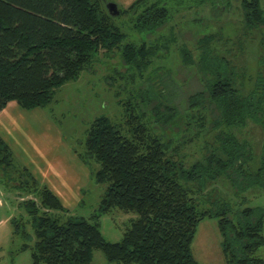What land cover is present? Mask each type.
<instances>
[{
    "label": "trees",
    "instance_id": "obj_1",
    "mask_svg": "<svg viewBox=\"0 0 264 264\" xmlns=\"http://www.w3.org/2000/svg\"><path fill=\"white\" fill-rule=\"evenodd\" d=\"M109 2L0 0V113L12 101L28 111L47 107L55 90L89 72L101 52L121 51L127 69L143 74L168 48L169 39L161 32L179 10L208 4L217 7L220 2L226 9L231 5V0H134L128 8L118 7L120 17L131 15L134 31L159 36L133 45L123 44L126 35L109 14ZM241 8L245 31L264 29L262 0H241ZM215 42L214 34L199 42L198 66L205 88L186 102L191 113H199L192 118L200 122L195 137L212 136V142H204L199 160L187 164L182 154L187 142L174 145L156 134L146 122L147 111L140 109L139 99L129 98L124 104L127 134L103 116L90 125L83 142L79 158L91 165L93 180L107 186L90 220L74 216L62 220L60 213L67 210L59 197L46 186L40 188L27 168L22 170L20 176L27 178L18 185L25 189L22 199L36 194V199L20 202L34 233L33 246L27 242L22 247V251L32 250V264H94L97 250L117 264H200L192 245L205 219L218 220L226 264H264L258 255L264 246L260 208L245 206L244 197L235 209L226 202L214 206L217 198L211 199L214 204L208 208L201 203L221 180L228 182L236 197L264 191V147L259 166L252 170L253 148L233 132L251 122L264 130V75L246 91ZM181 54L195 64L187 48ZM166 87L167 82H154L140 95L155 124L164 127L181 116L173 92L165 95ZM190 117L188 113L185 120ZM0 167L8 174L17 172L14 154L1 137ZM114 210L135 213L137 218L122 240L113 243L104 238L99 218ZM11 224L14 237L32 240L24 218H15Z\"/></svg>",
    "mask_w": 264,
    "mask_h": 264
},
{
    "label": "rangeland",
    "instance_id": "obj_2",
    "mask_svg": "<svg viewBox=\"0 0 264 264\" xmlns=\"http://www.w3.org/2000/svg\"><path fill=\"white\" fill-rule=\"evenodd\" d=\"M157 0H151L155 2ZM194 1V0H193ZM120 8H128L134 0H112ZM187 4V3H186ZM191 6L194 4L191 1ZM203 6H193L187 10H179L174 20L162 29L164 38L168 40V48L162 49L151 67L140 74L135 68L127 69L122 61L121 51L114 50L111 54L101 52L97 55L89 72L81 74L79 80L69 81L55 90L53 102L45 108H37L25 113L24 132L14 136L19 141L14 152V168L19 173H6L0 167V264H32V250L22 251L24 244H34L32 226L27 223V214L20 205L23 200L35 198L25 196V189L18 185L27 178L20 173L27 168L40 183V188L52 187L61 194L66 202H62L67 213H60L62 220L70 216L91 219L98 211L106 185L97 184L92 177V168L84 164L79 155L84 152L83 142L86 139L90 125L100 117H108L122 127L127 134L126 112L124 104L128 99H139L140 109L147 111V123L154 128L155 133L164 136L165 140L174 141V145L187 142L182 154L186 156L187 164L199 160L204 148V142H212V136L207 133L199 138L200 122L192 120L193 115L186 103L188 97L205 88L200 74V40L209 34L217 37L215 45L219 47L220 55L224 56L235 67L240 83L244 82L246 91L253 88L260 76L264 75V29L247 32L244 30L241 0H231L229 9L217 3ZM264 10V0H262ZM132 16L113 17V21L126 35L123 44L138 45L155 40L149 33H139L132 29ZM187 48L193 56L195 64L189 63L181 54V49ZM114 80L115 82L111 81ZM167 82L169 91L173 92L180 111V117L169 126H157L149 109L140 100V95L150 88V85ZM166 89V90H167ZM25 110V109H24ZM189 113L190 119L185 120ZM233 132L242 140L248 141L253 148V163L255 170L262 155L264 130L261 126L249 123L245 128H233ZM27 138H26V137ZM44 138V139H43ZM51 144L58 140V147L53 146L54 153L47 155L50 148L42 149L36 159L30 158V143ZM210 139V140H207ZM28 140V141H27ZM22 143V146H20ZM52 145V144H51ZM21 149V150H20ZM25 149V150H24ZM17 150H20L18 153ZM45 151V152H44ZM42 153V154H41ZM42 156V157H39ZM98 169L97 164L92 165ZM25 182V181H24ZM48 188V189H49ZM57 192V193H58ZM206 200H201L204 207L226 202L232 208H240L238 202L244 201L245 206L260 208L264 216V191L257 189L239 197L232 195L228 182L221 180L216 184ZM220 192V193H219ZM20 197V198H19ZM244 197V198H242ZM205 198V197H204ZM36 199V198H35ZM60 199V198H59ZM210 200V203H209ZM65 203V204H64ZM1 204V203H0ZM59 214V213H58ZM24 218L31 239L13 235L11 221ZM135 213L126 214L114 210L99 218L101 232L109 242H119L130 227V222L136 219ZM264 234V230H263ZM223 236L218 226V220L205 219L199 227L192 245L195 258L200 264H226L223 249ZM258 255L264 259V246ZM94 264H117L106 260L102 251L93 253Z\"/></svg>",
    "mask_w": 264,
    "mask_h": 264
},
{
    "label": "crops",
    "instance_id": "obj_3",
    "mask_svg": "<svg viewBox=\"0 0 264 264\" xmlns=\"http://www.w3.org/2000/svg\"><path fill=\"white\" fill-rule=\"evenodd\" d=\"M32 111V110H30ZM27 111L22 109L15 101L10 102L7 107L0 113V137L6 142V144L11 148L13 154H15L14 152H16L15 150V145H16V149L18 147V143L19 141H16L14 139V136L17 134H21L22 132H24V120L25 118V113ZM33 112V111H32ZM26 137V136H25ZM27 138V137H26ZM44 139V138H43ZM43 139L40 141H37V143H30L28 140V144L30 145V150L29 152L30 154V158L32 159H36V154L40 155L41 150L44 148H50V151L47 153V155H51L54 153H50L51 151H53V146L58 147V140L54 143V140H51V144L47 143L46 145L43 142ZM20 146H22V143H20ZM21 150V149H20ZM20 150H17L18 153L20 152ZM25 150V149H24ZM45 152V151H44ZM42 154V153H41ZM42 157V156H39ZM43 159V157H42ZM49 188V187H48ZM52 187H50L49 189L57 196L60 198V200L62 202H65L63 200V198L60 196L61 194H59L58 191H56L55 189H51ZM58 192V193H57ZM0 205L2 206V201L0 199ZM66 203V202H65ZM64 203V204H65Z\"/></svg>",
    "mask_w": 264,
    "mask_h": 264
},
{
    "label": "water",
    "instance_id": "obj_4",
    "mask_svg": "<svg viewBox=\"0 0 264 264\" xmlns=\"http://www.w3.org/2000/svg\"><path fill=\"white\" fill-rule=\"evenodd\" d=\"M107 9L109 11V14L113 17H117V16H120L121 12L118 8V5L114 2H109L107 4Z\"/></svg>",
    "mask_w": 264,
    "mask_h": 264
}]
</instances>
